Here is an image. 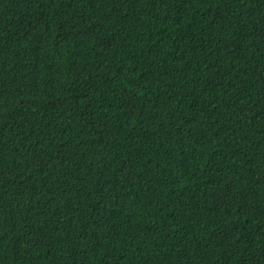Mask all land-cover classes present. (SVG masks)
I'll return each mask as SVG.
<instances>
[{"label": "trees", "instance_id": "trees-1", "mask_svg": "<svg viewBox=\"0 0 264 264\" xmlns=\"http://www.w3.org/2000/svg\"><path fill=\"white\" fill-rule=\"evenodd\" d=\"M0 264H264V0H0Z\"/></svg>", "mask_w": 264, "mask_h": 264}]
</instances>
